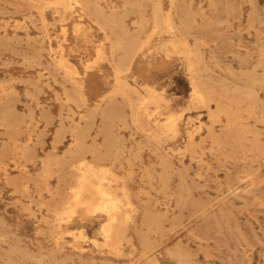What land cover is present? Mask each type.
Returning <instances> with one entry per match:
<instances>
[{"label":"rangeland","instance_id":"obj_1","mask_svg":"<svg viewBox=\"0 0 264 264\" xmlns=\"http://www.w3.org/2000/svg\"><path fill=\"white\" fill-rule=\"evenodd\" d=\"M52 1L0 0V264H264V0Z\"/></svg>","mask_w":264,"mask_h":264},{"label":"bare ground","instance_id":"obj_2","mask_svg":"<svg viewBox=\"0 0 264 264\" xmlns=\"http://www.w3.org/2000/svg\"><path fill=\"white\" fill-rule=\"evenodd\" d=\"M53 1L58 2V0H53ZM66 1L67 0H65V2ZM73 1H75V0H73ZM83 1L86 5L89 4V1H87V0H83ZM63 2H64V0L62 1V3ZM59 4H60V2H59ZM67 8L69 9V7H67ZM101 11L102 10L98 6L95 7V12L101 13ZM112 18H114V17H112ZM122 22H121V24L119 23L120 27H121V25H122V27L124 26L122 24ZM117 24H118V20H117ZM123 34H124V32H123ZM111 47H112V50L115 52L121 51L119 56L117 57L116 62H115V71H116L117 80H118V86L116 88V91L117 92H124L126 90L122 86L120 80L124 79L122 77V74H124L130 70L131 63H132V60H133V57L135 54V48L133 47V44H128V43L124 44V43H120V42H118V43L116 42V43L112 44ZM237 78H239V77H237ZM197 94H199V96L202 97V93H200L199 91H197ZM165 122H167V121H165ZM172 124H174V123H172ZM77 167L80 170V174L76 178V184L72 187L71 194H70L71 200L69 202H71V204H78V203L85 202L88 204L87 205L88 207H93L95 209H100V210L104 211L107 219H109V222L104 226V234L107 238H110L115 231L114 223L117 219H119V213H120V209H121V203L120 202L122 200L120 201L115 196L114 192L111 190V188H110L111 186H109L105 183V176L102 174V170H95L94 165L90 162L85 161L84 159L79 160V164L77 165ZM95 179H97V181H95ZM89 193L99 194V200L97 202H93L92 199L86 198V195Z\"/></svg>","mask_w":264,"mask_h":264}]
</instances>
